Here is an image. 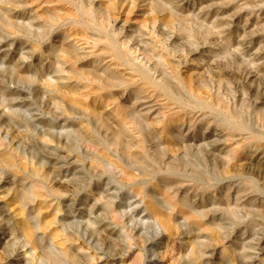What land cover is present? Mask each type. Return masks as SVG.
I'll return each instance as SVG.
<instances>
[{
  "label": "rangeland",
  "instance_id": "374dc122",
  "mask_svg": "<svg viewBox=\"0 0 264 264\" xmlns=\"http://www.w3.org/2000/svg\"><path fill=\"white\" fill-rule=\"evenodd\" d=\"M0 264H264V0H0Z\"/></svg>",
  "mask_w": 264,
  "mask_h": 264
}]
</instances>
